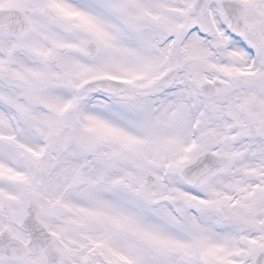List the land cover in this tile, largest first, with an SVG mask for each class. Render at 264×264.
Wrapping results in <instances>:
<instances>
[{"label":"rangeland","instance_id":"obj_1","mask_svg":"<svg viewBox=\"0 0 264 264\" xmlns=\"http://www.w3.org/2000/svg\"><path fill=\"white\" fill-rule=\"evenodd\" d=\"M4 1L0 0V6L11 5ZM176 1L181 2V6L176 3L177 11L186 13V22L178 23L179 15L165 8L155 19H171V25H158V34L130 42L123 39L128 30L73 29L77 15L73 0L28 4L32 14L39 15L33 18L31 33L38 32L42 23L52 28L65 22L63 26L68 27H64L66 34H57L58 43H52L48 53L35 56L41 77L38 83L31 78L35 69L20 47L10 68L12 79L0 76V104L11 107L21 98L18 92L24 91L23 85L37 84L36 89H41L37 99L31 94L30 102L21 98L26 103H16L27 106L26 115L32 116L33 110L41 111L40 115H44L42 110L52 111L66 124L57 116L49 120L46 114L44 122L37 123L35 137L23 134L22 141H0V202L18 197L21 201L29 193L39 202L57 246H69L91 261L97 254L108 264H196L197 255L208 254L216 257L212 264H222L228 257L243 258L239 252L246 250V263L255 264L254 253L264 250V215L254 206L239 205L232 186L264 197V93L254 98L241 87L233 88L251 86L250 80L238 76L249 72L253 55L254 65L262 67L258 60L264 59V0H240L246 4L249 25L242 35L230 30L218 0L201 15L193 9L195 0ZM129 19L125 23L133 26L135 19ZM191 35L198 40H190ZM89 39L97 44L93 55L86 52ZM69 45L73 51L67 50L56 62L45 61L46 56L55 55L58 46ZM73 52L76 60H61ZM172 60L182 68L174 82L151 87L150 82ZM70 61L73 69L67 72ZM51 73L65 81L52 79ZM106 74L126 77L135 83L134 90L119 95L82 92L85 80ZM179 76L185 77L183 85L177 83ZM212 78L229 85L218 95L204 97L199 84ZM27 93H33L32 88ZM230 109L246 121L228 131ZM7 113L1 111L0 122L13 129L4 118ZM196 116L202 129L195 139L191 123ZM208 130L216 131L212 141L207 140ZM56 131L57 137L52 138ZM54 139L58 142L50 147L54 151L46 161L48 152L43 147ZM252 139L257 140L254 149ZM207 149L216 153L233 150L237 155L231 166L212 178L222 198L216 203L207 185L192 187L180 177L181 167ZM148 172L155 175V181L141 192ZM55 173L63 175L64 184H54ZM125 229L137 232L143 241L128 236ZM145 251L152 256L145 259ZM173 252L180 256L174 258Z\"/></svg>","mask_w":264,"mask_h":264},{"label":"bare ground","instance_id":"obj_2","mask_svg":"<svg viewBox=\"0 0 264 264\" xmlns=\"http://www.w3.org/2000/svg\"><path fill=\"white\" fill-rule=\"evenodd\" d=\"M23 1L24 0H13L11 2L21 4L23 3ZM176 3L181 6V2H178L176 0H73V6H74L73 9L76 7L77 10L76 19L75 20L73 19V29L86 27V29L88 28L93 32L97 27L128 30L129 31L128 33H124L123 39L124 41L130 42L132 39L135 38L139 39L142 38L144 35L145 36L148 34L151 35V33L158 34L159 31H156L158 25L160 26L162 24H166L167 26L171 25L172 24L171 19L168 18L155 19L157 18L156 13H158L159 11L160 12L163 11L165 8L169 10L172 9L171 10L172 12H176L179 15L178 18L180 20L179 19H178L179 21L176 20L178 23H180L181 20L186 22L187 21V18L185 16L186 13L184 11H182L181 13L179 12V10L177 11L178 6L176 5ZM188 3L189 1L184 2V5L187 6ZM73 16H74V12H73ZM125 18L128 20H130L129 18H134L135 19V22L133 23L134 25L133 26L127 25L125 23ZM64 24L65 22L63 23V25ZM42 25L43 27L38 32L37 31L35 33L34 31H32V33L30 32L25 38V42H24V46L27 48V50L25 51L27 56V62H29L30 66L35 69V71L32 72V76H31L32 79L36 80L35 83H38V81H40L41 79L37 68L39 62L38 61L34 62L36 60L35 56L41 57L43 54L48 53L47 51L51 50L49 49V47L52 45V43L53 44L58 43L55 41L56 38L57 39L59 38L57 34L58 33L66 34V32L64 31V27H68V25L66 26L62 25L63 26V27L61 26L62 28L61 27L49 28L50 27L49 23H42ZM253 26L258 27V25L256 24H253ZM48 29H50L51 31L50 30L47 31ZM191 36L192 37H190V40L193 41L198 38L195 35H191ZM200 46L201 47H199V49L202 50L203 46L201 44ZM114 50L116 51L117 48H115ZM113 51L110 50V52ZM76 55L77 53L73 52V54H68L65 57H63L61 60L64 61L66 58L67 59L73 58L74 60H76V58L78 57ZM261 64L262 67L254 70L252 73L249 74L251 86L238 85L233 89L235 90V88L241 87L243 91L251 93L254 96V98L255 97L257 98L258 96L262 95V93H264V59L263 58L261 60ZM72 69H73V63L72 61H70L69 64L66 66V71L72 72ZM244 78L246 79L247 77L244 76ZM36 86L37 84L26 87L23 86L22 88L25 87V89L23 92L19 91L18 96L24 98L27 102H30L28 96L31 95L32 93H27V89L30 90L32 88L34 94H32L31 97H33L34 95H37ZM20 102H23V100ZM17 103L15 108L16 111H14L12 115L10 114V110L8 108L0 107V113L5 109L8 110V116L6 117L7 120L13 119L22 128L20 133L16 134L11 138L12 142H18L19 140L21 141L24 140L26 135L23 136V134L35 135L36 126L37 123H39L38 117L41 114L40 112L34 111L35 113L33 112L32 116L26 115L24 113L29 112V110H27L26 108V105L17 104ZM229 113L231 117L235 119L231 122L232 127L236 128L237 126L244 125L246 120L242 119L241 116H234V114L237 113H234L233 110H230ZM65 116L66 115H64V117ZM47 117L51 119L52 118L51 113H48ZM61 124L65 125L66 122L63 120ZM239 130L242 129L239 128ZM256 143L257 140L252 139V143H251L252 149H254ZM53 151L54 149H52V151L47 155L46 161L49 160ZM57 179L60 180V177H58ZM215 179H212V181L208 183V190L209 192L213 193L214 199L216 200L214 202L216 203L218 201H221L222 198L219 193L215 192V187H214L215 185H213ZM232 187L236 190V193H238L239 205L244 207L254 206L259 214L264 215V202H262L261 196H259L258 192L251 194L249 191L245 189H239L237 184H234Z\"/></svg>","mask_w":264,"mask_h":264},{"label":"water","instance_id":"obj_3","mask_svg":"<svg viewBox=\"0 0 264 264\" xmlns=\"http://www.w3.org/2000/svg\"><path fill=\"white\" fill-rule=\"evenodd\" d=\"M210 0H199L196 4V9L199 13H203L206 9ZM222 4L228 13V16L231 18V27L233 30L237 32H242L246 26L243 23V7L240 3L234 0H223ZM0 13V27L5 26L6 17L8 16L11 19V22L8 23V28L15 31L21 32L24 31L28 27V19L27 17L17 11L13 10L12 12H8L7 15H1ZM88 48L90 52L93 51L94 45L92 42L89 43ZM167 76H164L162 80H165ZM88 89H107L111 91H122L128 90L130 91L132 88L129 85H125L121 82L119 83H110L106 80H96L87 87ZM201 90L207 94H211L215 91L214 84H210L208 82L202 83ZM229 156L224 155L222 157L216 156L210 152H206L202 156H200L196 161L189 164L182 170L183 177L190 182L193 183H204L206 179L213 174L215 171L223 168L226 163L229 161ZM152 181V177L148 176V183ZM31 209V213L27 215L24 219L23 224L27 227L30 231L32 236L31 243L35 244L37 247L39 246L40 249H43L47 254H51V238L49 233L43 228V226L39 225L37 220L33 215L34 209ZM44 246V248H43ZM54 256V252H53ZM52 259V258H51ZM56 259V258H55ZM261 261V257L258 258L257 263L259 264Z\"/></svg>","mask_w":264,"mask_h":264},{"label":"flooded vegetation","instance_id":"obj_4","mask_svg":"<svg viewBox=\"0 0 264 264\" xmlns=\"http://www.w3.org/2000/svg\"><path fill=\"white\" fill-rule=\"evenodd\" d=\"M0 56L2 59V64H0V73L6 74L8 71V61L11 56L10 45L6 40L0 42ZM4 66L5 68H3ZM212 117L213 116L210 118ZM30 202L31 199L28 201H18L13 207H5L3 204L0 206V237L3 233H7L10 235L11 239H17L23 243L19 255H11L6 252H0V264H48L47 259L42 252H37L29 248L27 244L29 235L21 224L22 217L25 214L27 206ZM38 217L41 221L46 223L40 209ZM70 258V255L62 253L59 258V264H70ZM73 260L78 264H86L82 261V258H77L75 254H73Z\"/></svg>","mask_w":264,"mask_h":264}]
</instances>
